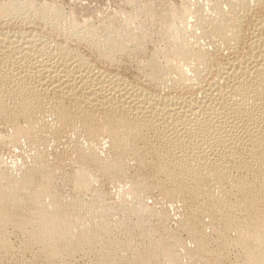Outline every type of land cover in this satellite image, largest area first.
Instances as JSON below:
<instances>
[{
    "label": "bare ground",
    "instance_id": "obj_1",
    "mask_svg": "<svg viewBox=\"0 0 264 264\" xmlns=\"http://www.w3.org/2000/svg\"><path fill=\"white\" fill-rule=\"evenodd\" d=\"M6 1L0 0V11L5 13L0 15V26L12 17L43 25L37 34L36 30L0 33V127L12 128L6 138L0 136V147L16 146L24 139L32 157V163H23L17 174L0 163V256L11 252L9 236L17 231L24 236L18 241L25 249L38 247L36 256L30 253L34 260L43 257L50 264L62 257L66 263L79 252L96 255L103 264L152 260L264 264V15L256 23L250 18L253 9L257 15L264 8V0H171L165 12H159L157 0H126L130 9L122 10L124 19L109 20L88 19L91 9L86 3L70 11L52 0ZM87 1L101 11L98 3L103 0ZM191 16L196 20L194 34L189 29ZM243 23L251 25L248 36L242 32ZM198 29L200 35L195 33ZM158 37L155 43L165 48H154L143 60L148 42ZM200 37L211 38V44L224 45L239 56L223 62ZM77 47L96 50L97 60L109 63V69L124 56L141 53L136 58L137 74L147 77V84L178 86L192 94L181 98L152 94L154 90L150 94L138 83L139 87L133 85L130 77L101 71L93 57L73 55L78 54ZM206 72L213 75L211 83L194 95ZM66 130L78 131L84 138L78 140L80 169L73 175L59 174L47 160L51 138ZM103 137L111 145L112 157H101L93 147ZM128 155L142 166L146 156H153L152 181L146 188L193 207L183 227L197 245L194 250L178 235L158 233L167 214L156 205L157 209L146 205L149 191L138 180L132 185L128 181L130 189L127 186L130 194H126L134 201L118 210V216L136 214L135 219L115 220L118 207L106 203L103 192L90 189L88 199L86 193L87 197L82 195L95 179L93 168L110 180L124 179ZM59 183L82 192L67 200ZM123 188L120 193L126 192ZM152 216L159 219L155 226L146 218ZM207 216L211 234L206 230ZM131 228L139 229L140 237L159 235L140 251L133 244ZM233 249L238 253L231 260Z\"/></svg>",
    "mask_w": 264,
    "mask_h": 264
},
{
    "label": "rangeland",
    "instance_id": "obj_2",
    "mask_svg": "<svg viewBox=\"0 0 264 264\" xmlns=\"http://www.w3.org/2000/svg\"><path fill=\"white\" fill-rule=\"evenodd\" d=\"M4 1H6V0H4ZM37 1V0H36ZM39 1V0H38ZM37 1V2H38ZM43 1H51V0H43ZM53 2H55L56 4H58L59 2H61V6H62V8L64 7V9H66V10H73V8L74 9H76V10H78V9H80L81 7V5L83 4V3H86V7L87 6H89L87 9L88 10H94L95 8H96V3L94 2V6L92 5L93 4V2L92 3H88V1L87 0H63V2L62 1H58V0H52ZM51 1V2H52ZM70 1V2H69ZM83 1V2H82ZM169 1V2H168ZM170 1L171 0H165L164 2L165 3H163V2H159L158 0L156 1V4H155V6L156 7H158V10H159V12L161 11H166L169 7H170V5H167V3L168 4H170ZM184 1H187V0H184ZM228 1V0H227ZM69 2V3H68ZM78 2L80 3V4H78ZM111 2V3H110ZM128 1H126V0H103V3H98L99 5H98V7L101 9V11H93V13H92V11L90 10L89 12L91 13H89V12H87L86 13V16L87 15H89V17L87 16V18L88 19H91V17L93 18V19H96L97 18V16H99V17H104L106 20H109V19H111L112 17H115V18H117V19H124V17H125V15H123V14H126V13H122V10L124 9V8H126L127 6H128V8L127 9H130L129 7H130V5H127L128 3H127ZM181 2V1H180ZM200 2H201V0H200ZM202 2H203V0H202ZM2 3H7V1L6 2H2ZM63 3V4H62ZM73 3V4H72ZM74 3H76V4H74ZM88 3V4H87ZM124 3V4H123ZM58 4V5H59ZM180 4V3H179ZM73 5V6H72ZM78 5V6H77ZM93 7H92V6ZM158 5V6H157ZM83 6H85L84 4H83ZM166 7H168V8H166ZM194 7V6H193ZM192 7V8H193ZM78 8V9H77ZM163 8V9H162ZM164 8H166V9H164ZM160 9H162V10H160ZM103 11V12H102ZM259 11H260V13H259ZM76 12V11H75ZM74 12V13H75ZM99 12V13H98ZM254 12V13H253ZM257 15H256V10L254 11V9H253V11H252V13H250V18L253 20V22L254 23H256V19L257 18H259V17H261V16H263L264 15V8H261V9H258L257 10ZM4 12H3V10L2 11H0V15L1 16H3V15H5V13L3 14ZM95 13H97V14H95ZM77 14V13H76ZM76 14H74V15H76ZM122 14V15H121ZM78 15V14H77ZM94 16V17H93ZM124 16V17H123ZM193 18V19H192ZM1 19V18H0ZM10 19H12V20H10ZM114 19V18H113ZM17 20V21H16ZM190 21V24H191V26H189L190 28V30L192 29V32H193V30L194 29H196V27H195V23H196V20H195V17L194 16H191V19H189ZM6 21V22H5ZM191 21H193L192 23H191ZM246 21H249V19L247 20L246 19ZM245 21V23L246 24H248L247 22ZM3 22L4 23H2L1 24V26H0V33L1 32H5V33H9V35H10V33L11 34H13L14 32L17 34V33H20V32H24V31H34V30H36V31H34L36 34H37V32L40 30L41 31V25H43V24H41L40 25V27L38 26V24H37V22H35L34 20L32 21V20H29V21H27V20H24L23 21V19H14V21H13V17L12 18H9V19H6V20H3ZM31 22L35 25V27L34 26H32L31 25ZM6 23V24H5ZM17 23H18V25H17ZM245 23H243V26H242V30H243V27L245 26V30H243L242 32H243V34L245 35V36H248V35H250L249 34V32L251 31V25L249 26V25H247V27H246V24ZM14 24V25H13ZM17 25V26H16ZM194 25V26H193ZM38 26V27H37ZM249 26V27H248ZM194 27V28H193ZM247 30H248V32H247ZM46 30H43V32H45ZM245 31V32H244ZM14 33V34H15ZM195 33H196V35H198L199 33H201V29H198V30H195ZM193 34H194V32H193ZM17 35H19V34H17ZM200 35V34H199ZM157 37V36H156ZM56 39V38H55ZM199 39H201V41L206 45V47H207V49H208V51H210V52H212L213 54H215V56L217 57V58H219V60H221V61H223V62H228V61H232L233 59H235V58H237L239 55L236 53V52H233V51H231L230 49H227L224 45H219V43H216V42H213V44H211L212 43V41L210 42V40H211V38H210V40L208 41L207 39H209V38H204L203 37V39H202V37H200ZM158 40H160L159 39V37H158V39L157 38H155L153 41H149L148 42V44H147V46H148V51L149 52H147L145 55H144V57H143V60H146V58H148L149 56H151L152 55V52H154L155 51V49L157 48V47H161V49H163V47L165 48V44H162L160 41V44L161 45H158V43L156 42L155 43V41H158ZM61 41V43H63V40H60ZM205 42H207V43H205ZM150 44V45H149ZM214 44H215V47H213L214 46ZM156 47H155V46ZM211 45V46H210ZM209 46V47H208ZM219 46V47H218ZM222 48H221V47ZM159 47V48H160ZM211 47V48H210ZM78 48V54L76 53V52H74L73 53V55H78V56H81V54L85 57H93L94 58V60H93V62L92 63H97V65H98V68H101L100 70L101 71H105L106 73H113L112 75H111V73H110V76L111 77H113V76H116L115 75V73H118V77H121V76H126V77H130L129 79H131L132 80V83H133V85H136L137 87H139V85H140V88H144L145 90H148L147 92H149L150 91V94L152 93V91H153V93L152 94H157V95H159V93H160V95L159 96H162V97H165L166 96V98H168L169 96H170V98L171 97H176V98H181V96H183L184 94H185V96L186 95H188V94H192V92H186L185 90H183L182 91V89H180L178 86L177 87H171V89H170V87H161V88H159V87H153V86H150L149 84H147L148 83V78L147 77H145V76H143V77H141L142 75H139V74H137V72L139 71L138 70V68H137V66H136V58L137 57H139V56H141L142 54L141 53H138V55H137V53H135V54H133L132 56L133 57H131V58H127V56H124L119 62H121V63H119V67L117 66V67H115V68H112V69H109V63H104L103 64V62H101V60H97V58L99 57V54H98V52H96V50H94L93 52L91 51V49H87L86 47H77ZM155 48V49H154ZM214 48V49H213ZM224 48H226V49H224ZM216 49V50H215ZM79 50H80V52H79ZM224 50H225V52H224ZM92 52V53H91ZM76 53V54H75ZM219 53V54H218ZM72 54V53H71ZM220 55V56H219ZM98 56V57H97ZM219 56V57H218ZM223 57V59H222V57ZM126 57V58H125ZM225 59V60H224ZM135 62V63H134ZM101 64V65H100ZM208 72V71H207ZM205 73V76H204V79L201 81V85H202V87H201V85H200V88L198 89V87L199 86H197V90H195V91H197V92H195L194 91V95L196 94H199V92L201 91V89H207L208 88V86H209V84L211 83V81H212V77H213V75L209 72V73ZM134 74H135V76H134ZM211 74V75H210ZM121 75V76H120ZM139 75V76H138ZM136 78H134V77ZM211 76V77H210ZM137 77H138V79H137ZM143 78V79H142ZM140 79V80H139ZM138 82H137V81ZM142 81V82H141ZM146 81H147V83H146ZM138 83L139 85H137L136 83ZM140 82V83H139ZM148 86V87H147ZM151 87H153V89L151 88ZM148 88V89H147ZM164 88H166V89H164ZM175 88V89H174ZM150 89V90H149ZM170 89V90H169ZM177 89V90H176ZM179 89V90H178ZM152 90V91H151ZM158 90V91H157ZM160 90H161V92H160ZM168 90L170 91V93L168 92ZM198 90H200V91H198ZM156 91V92H155ZM166 93V94H164V92ZM175 91H176V93H175ZM155 92V93H154ZM181 93V94H179V93ZM163 93V94H162ZM178 93V94H177ZM175 94V95H174ZM177 94V95H176ZM172 95V96H171ZM180 95V96H179ZM50 116H48L47 118H48V120L49 121H52V117L51 118H49ZM2 127V128H1ZM0 127V136H3L4 138H6L5 136H8V134L10 135L11 133H12V128L10 127L9 128V126H6V125H3V126H1ZM8 127V128H7ZM3 129V130H2ZM11 131V132H10ZM68 131V132H67ZM76 131L74 130V132L72 131V130H66V131H64V132H62L61 133V135L57 138H51V140H50V143H49V145H48V147H47V160L49 161L48 163L50 164V165H56L55 167L58 169V171H59V174L60 173H67L68 175H73V174H75L76 173V169H80V163L78 162V153H76L77 152V150H76V148H78L79 147V144H78V142L83 138L82 136H80L77 132V134L75 133ZM8 133V134H7ZM3 134V135H2ZM81 137V138H80ZM84 139V138H83ZM79 140V141H78ZM20 142H22L21 144L19 143L18 145H16V146H7V147H0V163L1 164H3V165H8L9 166V168H11L12 169V171H13V173H15V174H17V173H19L20 171H19V169L21 168H23L26 164L28 165V164H31L32 163V157H30V151H29V149H28V147H27V145L24 143V139L23 140H21ZM53 142V143H52ZM76 142H77V145H76ZM96 142H98V143H96ZM95 142V144H93V147L95 148V151L96 152H98L97 154H100V156L101 157H103V158H109V157H112L113 156V150L111 149V145L109 144V142H108V140H106V138H102V139H100L99 141H96ZM75 143V144H74ZM101 143H102V145H101ZM107 145V146H106ZM20 146H22V147H20ZM51 146V147H50ZM76 146V147H75ZM18 150H17V149ZM22 148V149H21ZM51 148V149H50ZM75 148V149H74ZM8 149V150H7ZM20 149V150H19ZM16 150V151H15ZM22 150V151H21ZM26 150H27V152H26ZM74 150V151H73ZM29 151V152H28ZM49 151V152H48ZM11 152V153H10ZM102 153V155H101V153ZM25 153H26V155H25ZM29 155H28V154ZM104 153V154H103ZM17 154H18V156H17ZM76 154H77V156H76ZM111 155V156H110ZM23 156V157H22ZM52 157V158H51ZM131 156L130 155H128V156H126V159H125V166H126V173H127V175H126V177L124 178V179H118V181H119V183H118V181H115V180H110V178H107L105 175H103L102 174V172L100 171V170H98V169H95V168H93L92 170H93V172H92V175H93V178H95V179H92V182H91V186H89V188H88V190L87 189H85V191H80V192H82V195L84 196L85 195V193H86V195L88 196H86L87 197V199L91 196L89 193H90V189H95V191H99V192H103V193H105V195H106V203H110V204H112L113 206H115V205H117V207H118V209L116 210V217L114 218L115 220H128V219H130V218H133V219H135V217L137 216L136 214H134V215H132V216H130V217H123V216H121V215H119L118 216V214L120 213L118 210H120L119 209V207L120 206H122V205H129V204H131L132 203V201H134V196L133 195H128L127 196V194H130V191H128L131 187V185H132V182H133V180L134 181H136V180H138L139 181V183H141L142 184V186H143V188L145 187L146 188V185L148 184V183H150L151 181H152V163H153V159H154V157L153 156H151V155H148V156H146V164L145 163H143V165L145 166H142L140 163H139V161L137 160V159H135L133 156L130 158ZM150 157V158H149ZM153 159H152V158ZM21 158V159H20ZM29 158H30V161H29ZM56 158V159H55ZM3 159V160H2ZM26 159V160H25ZM150 159V160H149ZM22 160V161H21ZM26 161V162H25ZM60 161V162H59ZM135 161V162H134ZM151 161V162H150ZM29 162V163H28ZM131 162H133V163H131ZM148 162V163H147ZM23 163H24V166H22L23 165ZM74 163V164H73ZM76 163V164H75ZM149 163H151V164H149ZM138 164H140V165H138ZM20 165V166H19ZM79 167V168H78ZM74 168V169H73ZM20 169V170H21ZM15 171V172H14ZM74 172V173H73ZM77 172H78V170H77ZM98 176V178H96V177ZM134 176V177H133ZM101 177V178H100ZM127 179H130V180H132V181H130V180H127ZM94 180V181H93ZM123 180V181H122ZM127 180V181H126ZM144 180H147V181H144ZM125 181V182H124ZM130 182V184H129V182ZM117 184H116V183ZM145 184H143V183ZM100 183V184H99ZM124 183H125V185L126 184H129V185H126V188L124 187L125 185H124ZM93 184V185H92ZM59 185H60V187H61V190H62V194L65 196V198L67 199V200H71V199H73L75 196H76V194H78V193H80L79 192V190H75V188L73 187V185L71 184V185H69V183H65L64 185H62V183H59ZM67 186H68V188H67ZM125 188V190H126V192L124 193V192H122V193H120L119 192V190L120 189H122L123 187ZM127 186H128V188H127ZM120 187V188H119ZM123 188V189H124ZM145 188H144V190H145ZM216 188V187H215ZM65 189V190H64ZM148 189V187L146 188V190ZM71 190H73V191H71ZM90 190V191H89ZM117 190V191H116ZM216 190V189H215ZM76 191H78V192H76ZM89 191V192H88ZM97 191V192H98ZM148 193L146 192L145 193V195H146V197H144V201H146V205L148 206H151V207H153V208H155V209H157L158 208V211L159 212H161L160 210L162 209V212L163 211H165V213L167 214V219H166V221L164 222V224H162L161 226H160V228H159V231H158V233L160 234V233H165V235L166 236H169L170 234H175V235H178L179 237H180V239H181V241H182V243H185L184 245H186L189 249H191V250H194L195 248H196V243H195V241L191 238V236H190V234H189V232L187 231V229H185L184 227H183V222H184V220L192 213V211H193V207L188 203L187 204V202H183L181 199H175V201L173 202V201H170V200H168L167 198L165 199V196L164 195H162L160 192H159V190H156V189H148ZM66 192V193H65ZM119 192V193H118ZM128 192V193H127ZM127 193V194H126ZM123 197V195H124V197L122 198V197H120V195ZM119 195V196H118ZM126 195V196H125ZM84 196V197H85ZM118 196V197H117ZM128 199V201H127V199ZM109 201H108V200ZM118 199V200H117ZM123 199V200H122ZM132 199V200H131ZM126 200V201H125ZM151 200V201H150ZM159 200V201H158ZM178 200V201H177ZM158 201V202H157ZM125 202V203H124ZM157 203H159V205L157 204ZM173 203V204H172ZM170 204V205H169ZM185 204V205H184ZM154 205H156L157 206V208H156V206H154ZM116 207V206H115ZM163 207V208H162ZM180 207V208H179ZM179 208V209H178ZM118 211V212H117ZM183 213V214H182ZM122 218H121V217ZM170 216V217H169ZM187 216V217H186ZM120 219H119V218ZM147 218V220L149 219V221H148V223H152V226H155V224L156 223H159V219H157V217H154V216H152V217H146ZM205 218H207L205 221V223L207 224V226H206V230H207V233H209V234H211V227L208 225L209 224V217L207 216V217H205ZM204 218V219H205ZM151 220V221H150ZM181 224V225H180ZM171 225V226H170ZM175 227V228H174ZM133 230V231H132ZM170 231V232H169ZM13 232V231H12ZM10 233V236L9 237H11V239H10V242H11V244H12V250H13V252H12V250H11V252H7V253H3L2 254V256H0V264H23L24 262V264H32L33 262V264H50L49 263V261L48 262H46V260L43 258V257H35V260H34V256H36V254L38 253V247L37 246H35L34 247V249L32 248V249H28V248H24V246H23V244H22V242H20V241H23V239H24V236H23V234L22 233H20V234H18L19 232H17V231H14V233ZM135 232V233H134ZM134 233V234H133ZM158 233H156V234H152V236H151V238L152 237H157L159 234ZM12 234V235H11ZM22 234V235H21ZM132 236H133V238H132ZM141 235H140V230L139 229H137V228H131V238H132V240H133V244H134V246H135V248H138V249H136V250H144V249H147V248H149L151 245V238L150 237H140ZM124 236H121V238L124 240V241H126L127 239H126V237H124ZM136 238H137V240H136ZM139 238V239H138ZM150 238V239H149ZM22 239V240H21ZM141 239V240H140ZM149 241H148V240ZM18 240H20V241H18ZM145 240V241H144ZM185 240V241H184ZM19 242V243H18ZM149 243V244H148ZM15 244V245H14ZM13 245H14V249H13ZM21 245V246H20ZM146 245V246H145ZM19 246V247H18ZM145 248H144V247ZM23 247V248H22ZM19 248H20V250H19ZM21 248L23 249L22 251H21ZM16 249V250H15ZM25 249V250H24ZM28 250V251H27ZM19 252V253H18ZM22 252V253H21ZM29 252V253H28ZM16 255H14V254ZM32 255H34V256H32ZM233 253V254H232ZM237 251L236 250H231V253L229 254V257H230V259L231 260H234L235 258L234 257H237V256H234V254H236L237 255ZM26 254V255H25ZM28 254V255H27ZM80 254V255H79ZM79 254L78 253H76V255H74L73 257H74V259L71 257V259L70 258H66V263H65V258L64 257H62V260H63V258H64V260L62 261H59V262H55V264L57 263V264H60V263H62V264H103L101 261V263L99 262L98 263V261H99V259H95V258H98V256H96V255H87L86 253H84V254H86V255H84L82 252H79ZM5 255V256H4ZM14 256V257H13ZM90 256V257H89ZM11 258V259H10ZM21 258V259H20ZM42 258V259H41ZM85 258V259H84ZM17 259V260H16ZM37 259V260H36ZM67 259H70V260H67ZM2 260H3V262H2ZM19 260V261H18ZM34 260V261H33ZM184 262H186L187 260H188V258L187 257H184ZM190 260V259H189ZM24 261V262H23ZM69 261V262H68ZM2 262V263H1ZM88 262V263H87ZM95 262V263H94ZM188 262H190V261H187L186 263H188ZM161 264H163L162 262H160ZM158 261H156V260H152L151 262H150V264H160ZM51 264H54V262H51Z\"/></svg>",
    "mask_w": 264,
    "mask_h": 264
}]
</instances>
